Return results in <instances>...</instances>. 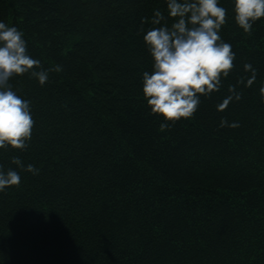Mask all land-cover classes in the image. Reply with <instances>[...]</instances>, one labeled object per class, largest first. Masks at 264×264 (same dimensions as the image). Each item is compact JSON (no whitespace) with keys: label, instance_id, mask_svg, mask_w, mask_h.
Masks as SVG:
<instances>
[{"label":"trees","instance_id":"obj_1","mask_svg":"<svg viewBox=\"0 0 264 264\" xmlns=\"http://www.w3.org/2000/svg\"><path fill=\"white\" fill-rule=\"evenodd\" d=\"M218 6L234 68L172 123L152 113L142 79L154 63L144 35L174 22L166 0H0L28 54L62 67L43 86L10 80L34 125L27 149H0L2 170L21 176L0 192V264H264V17L248 35L234 0ZM230 85L241 98L218 111Z\"/></svg>","mask_w":264,"mask_h":264},{"label":"clouds","instance_id":"obj_2","mask_svg":"<svg viewBox=\"0 0 264 264\" xmlns=\"http://www.w3.org/2000/svg\"><path fill=\"white\" fill-rule=\"evenodd\" d=\"M168 16L174 18L169 26L166 22L153 27L143 39L153 58V70L144 71L143 93L153 114H161L166 121L175 123L181 118H191L198 109L201 96H210L222 87V79L234 68L235 53L232 45L219 35L227 23V9L218 6V0H166ZM235 21L243 31L251 35L253 24L264 17V0H234ZM145 18V22H146ZM165 15L154 10L153 25H161ZM16 26L0 21V149L11 146L25 150L32 138L34 120L31 115V101L23 99L13 91L10 80L15 75L29 74L38 79L41 86L47 83L49 73L60 72L62 67L44 69L39 59L27 52V41ZM251 72L246 86L256 80L257 70L250 63L244 65ZM245 83L243 77L238 81ZM232 95L217 105L224 111L233 98L241 94L235 85L229 86ZM264 99V85L259 89ZM199 94V95H198ZM221 127H238L221 120ZM170 128L167 122L160 124V130ZM12 163L34 175L39 173L34 165L23 164L19 157H12ZM21 176L15 170L6 173L0 166V192L7 187L19 186Z\"/></svg>","mask_w":264,"mask_h":264}]
</instances>
